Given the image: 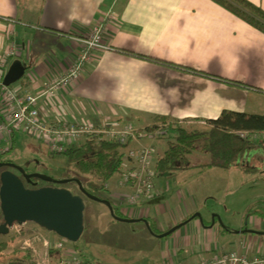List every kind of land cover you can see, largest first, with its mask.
I'll list each match as a JSON object with an SVG mask.
<instances>
[{
    "label": "crops",
    "instance_id": "0c3cea01",
    "mask_svg": "<svg viewBox=\"0 0 264 264\" xmlns=\"http://www.w3.org/2000/svg\"><path fill=\"white\" fill-rule=\"evenodd\" d=\"M248 1L264 10V0ZM100 22L106 23L104 42L110 48L97 50L79 78L44 94L49 83L75 62L82 50L78 39L90 35ZM17 59L26 66L25 78L12 87L42 95V117L52 124L118 121L146 129L160 125L161 118L181 125L207 126L223 111L264 114V32L214 0H0L3 79ZM143 140L134 146L149 145ZM14 141L15 135L12 141L3 139L0 151ZM164 151H158L159 158ZM249 161L250 153L239 165H252ZM198 164L192 162L185 170L205 168L211 170V177L214 172L219 176L220 170L233 168L247 172L239 165L222 168ZM259 170L254 166L252 171ZM164 180L156 177V196L136 204L126 202L128 189L116 183L105 194L120 217L147 219L154 233L142 220L126 222L112 217L113 221H104L112 222L113 227L114 223L126 222L142 228L113 237L99 236L96 231L97 241L130 251L138 248V239L145 244L159 242L158 261L148 264H197L232 250L264 255V232H237L262 231L256 227L255 218L252 228L247 224L264 207V201L248 208L247 222L221 230L216 222L210 226L211 219L206 221L203 216L202 221L192 216L195 208L188 209L183 201L178 204L179 211L172 210V201H158V195L168 189ZM183 192L193 199L187 187L179 192L178 199H185ZM184 221L173 233L157 236Z\"/></svg>",
    "mask_w": 264,
    "mask_h": 264
},
{
    "label": "rangeland",
    "instance_id": "374dc122",
    "mask_svg": "<svg viewBox=\"0 0 264 264\" xmlns=\"http://www.w3.org/2000/svg\"><path fill=\"white\" fill-rule=\"evenodd\" d=\"M23 78H25V75L20 80ZM183 126L187 128H202L205 125ZM163 135H158L160 138L156 137V140L152 135H149L143 142L145 141L144 143L158 148L156 151L158 155V151L162 153L167 148L169 133L166 132L165 136ZM5 146L7 147L6 150L0 151L1 161L16 163L29 173H41L57 180L78 178L77 176L83 178V175L78 174L74 168L69 166L68 156L65 153H49L46 143L30 134L16 131L14 143L10 142ZM204 156L200 152L193 153L191 161L194 163H202L204 160L209 161V158H204ZM249 162L253 166L260 167L261 170L243 172L239 168H233L228 171L220 170L219 176L217 175L218 172H214L212 177L209 174L211 170L209 171L205 168L157 174V179H166L164 181L168 185L167 191L158 195V201H172V210L174 208L175 211L181 209L178 204L183 201L188 209L193 210L195 208L191 213L193 214L192 216L200 214L206 218V221L211 219L209 222L212 223L213 219H215L214 215H216L219 217V220L218 218L217 221L215 219L216 227L221 230H223L224 225L236 228L247 222L248 216L246 217V214L249 207L254 209L258 200L264 201V150L254 149L251 151ZM11 170L20 173L13 168ZM117 178L118 174L109 181L110 187L107 190L112 191V185L117 182ZM23 180L28 188L53 185L67 187L72 192L81 194L77 183L74 181L62 185H54L39 180L38 183L32 185L27 183L24 178ZM184 187H187L195 198L191 199L183 192L182 196L185 199L182 200L181 196L178 199V194ZM105 194L106 192H104V199H108ZM85 204V231L77 242L66 241L68 249L83 255L92 261L91 264H148L149 262L158 261L155 255L158 254V249H160L159 242H154L153 244L148 242L145 244V241L142 242L138 239V248L134 247V250L131 251L128 248L122 249L99 243L97 236H95L96 231L99 236L105 234L104 236L110 235L113 237L120 234L126 235L128 231L135 232L136 229L142 228V226L131 227L128 226L129 223L120 222V224L114 223L113 227L111 225L112 222L108 224L104 221V219L113 221V216L107 205L87 197H85ZM254 218L258 224L256 227L263 228L261 232H264V207L260 209L256 217L253 216L252 220L248 221L247 225L249 228L253 227ZM1 223L2 220L0 218ZM116 225L120 227L117 228ZM99 230L100 233H98ZM13 236L10 232L8 234L0 233V264H5L14 257L30 252L34 253L33 260L36 261V264L37 260L41 264L47 261H49V264H61L57 258H62L67 253V250L63 253V251L58 249H54V252H52V246L60 238L63 239V237L48 231L34 222H26L22 227V234L15 235L16 238ZM102 237H100V241ZM219 241H221V238ZM46 242L50 243V249L45 245ZM44 264H48V262Z\"/></svg>",
    "mask_w": 264,
    "mask_h": 264
},
{
    "label": "built area",
    "instance_id": "2783aa9c",
    "mask_svg": "<svg viewBox=\"0 0 264 264\" xmlns=\"http://www.w3.org/2000/svg\"><path fill=\"white\" fill-rule=\"evenodd\" d=\"M105 29V22L97 23L90 35L78 39L82 44V50L75 62L61 76L54 78L49 83L44 94L53 93L79 78L85 65L92 61L97 50L110 48L104 42ZM41 96L30 92H21L20 89L14 88L12 85H5L3 77L0 75V145L3 139L12 141L16 131H22L44 141L49 153L56 154L64 153L68 149L80 145L86 137L102 136L125 146L126 157L122 162L116 184L128 189L125 196L126 202L136 204L156 196V164L159 159L156 148L152 145H134L149 135L164 134L166 131L164 126L148 130L138 128L131 123L112 121L97 125L88 120L52 124L42 117L39 106ZM238 135L242 138L251 136L264 140V132L240 131ZM24 224L15 223L14 228L10 229V233L21 234ZM66 241L68 240L60 238L52 246L53 249H58L63 253L67 250L65 256L60 259L61 264H87L80 254L68 249ZM45 245L50 249V243L46 242ZM47 262L49 264V261ZM37 264L41 263L37 260ZM197 264H264V255L250 256L247 252L232 250L214 258L202 260Z\"/></svg>",
    "mask_w": 264,
    "mask_h": 264
},
{
    "label": "trees",
    "instance_id": "16d2710c",
    "mask_svg": "<svg viewBox=\"0 0 264 264\" xmlns=\"http://www.w3.org/2000/svg\"><path fill=\"white\" fill-rule=\"evenodd\" d=\"M214 1L264 32V10L261 7L248 0ZM177 68H181V66ZM191 70L200 74L203 73L199 70ZM225 81L243 85L237 81L227 79ZM160 121V125L146 128L155 130L164 126L166 131L163 136L166 132L169 133L167 149L156 164L157 174L190 168L192 166L191 155L196 152H200L209 158V161L204 160L198 164L199 167L229 168L239 165V161L252 149H264L263 139L255 140L251 136L242 138L238 135L240 131L264 132V114L223 111L217 119L209 120V125L202 128H187L178 122H167L166 118H161ZM124 150V145L111 139L91 136L86 137L80 145L70 148L64 153L68 156L69 166L74 168L78 174L83 175V178L77 177L82 181L85 189L94 196L104 198L107 183L121 170L122 162L126 157ZM239 166L245 171L254 170L252 165L243 166L240 164ZM39 180L34 178L30 184L38 183ZM115 212L119 215L116 208ZM225 228L230 229L228 226ZM13 237L16 238L15 235ZM33 256L34 253L32 252L24 253L22 256L8 260L5 264H36ZM57 259L60 262L61 258Z\"/></svg>",
    "mask_w": 264,
    "mask_h": 264
},
{
    "label": "water",
    "instance_id": "95a60500",
    "mask_svg": "<svg viewBox=\"0 0 264 264\" xmlns=\"http://www.w3.org/2000/svg\"><path fill=\"white\" fill-rule=\"evenodd\" d=\"M26 72L24 63L17 59L12 62L3 82L5 85H12L19 81ZM6 167L0 172V233L8 234L14 224H24L34 222L39 226L54 232L71 242H77L85 230L84 211L86 208L85 197L101 202L110 209L115 219L126 222H135L142 220L153 232L147 219H132L120 217L116 214L115 208L109 199L94 196L84 187L82 181L78 178H68L57 180L53 177L41 173H29L25 169L13 162L0 161V168ZM14 168L21 173V176L11 170ZM23 178L31 183L34 178L61 185L74 181L77 183L81 194L72 192L67 187L45 185L38 188H28ZM202 221V216L197 214ZM216 215H214V218ZM219 220V217H217ZM187 221L179 223L168 231L157 234L159 237H165L180 228ZM215 219L210 224L213 226ZM225 227V225H224ZM237 232L263 233L252 229L238 230Z\"/></svg>",
    "mask_w": 264,
    "mask_h": 264
},
{
    "label": "flooded vegetation",
    "instance_id": "af4514ba",
    "mask_svg": "<svg viewBox=\"0 0 264 264\" xmlns=\"http://www.w3.org/2000/svg\"><path fill=\"white\" fill-rule=\"evenodd\" d=\"M4 169H6V167H2V168H0V172L1 171H3ZM14 169V168H13ZM16 170V169H15ZM14 172H16V171H14ZM17 174H19L20 176H21V174L20 173H18V172H16ZM54 185H56V184H54ZM62 185V184H61Z\"/></svg>",
    "mask_w": 264,
    "mask_h": 264
}]
</instances>
